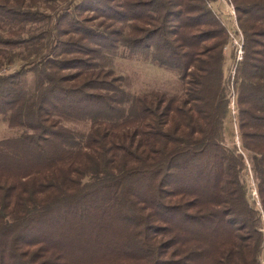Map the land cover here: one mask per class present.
I'll use <instances>...</instances> for the list:
<instances>
[{"label": "trees", "instance_id": "1", "mask_svg": "<svg viewBox=\"0 0 264 264\" xmlns=\"http://www.w3.org/2000/svg\"><path fill=\"white\" fill-rule=\"evenodd\" d=\"M210 1L0 0V68L9 48H46L0 73V114L24 129L0 140V264H261L264 0L232 1L234 114L229 30ZM119 47L176 72L181 94L125 92L97 63ZM226 118L241 151L222 143ZM247 153L260 208L240 179Z\"/></svg>", "mask_w": 264, "mask_h": 264}, {"label": "rangeland", "instance_id": "2", "mask_svg": "<svg viewBox=\"0 0 264 264\" xmlns=\"http://www.w3.org/2000/svg\"><path fill=\"white\" fill-rule=\"evenodd\" d=\"M71 1L75 3L78 0ZM232 1L233 0H211L209 2V6L217 14L221 22L228 28V30L233 31L236 29L240 31ZM1 28L7 30L9 27L2 25ZM26 29L36 30L34 24H28ZM0 32L5 33L6 31L0 30ZM48 37L44 39L46 43L49 42ZM45 52L46 48L39 50L38 46H30L29 48H9V53L2 59L3 64L0 68V73L12 72L21 66L30 69V67L33 66L36 61H38L39 54H45ZM223 54V74L225 79L229 80V88L227 89L228 98L231 100V110L232 112H235V102L233 100L234 90H232L231 81L234 76L237 46L231 42V39L230 43L228 45L226 44L224 47ZM97 63L100 67L110 69L116 75L120 76L123 90L132 96L140 93H146L151 90L164 91L171 95H180L182 92V82L176 72L160 67L150 62L149 59H146L139 54H133L123 47H119L113 53H104L103 56L97 60ZM29 69L24 77L23 88L29 97H33L35 94L34 73ZM60 121L63 125L74 129L80 135H85L90 126L89 120H76L62 117L60 118ZM23 130V128L19 127H10L7 121V114H0V140L3 138L20 135ZM238 133L239 132H237V127L236 124H234L233 119L231 118L230 120L229 118H226L224 120L222 129V143L228 148L235 146L239 151H241ZM247 156L248 162L246 164V168H243L240 171V179L242 180L243 184H245L249 201L253 204L255 199L256 202L254 206H256V208H260L259 201L257 200V194L254 189L256 172L253 169L252 161L255 162V158L252 154L249 155L247 153ZM247 156L244 155V157ZM259 259L261 264H264V249L260 253Z\"/></svg>", "mask_w": 264, "mask_h": 264}, {"label": "built area", "instance_id": "3", "mask_svg": "<svg viewBox=\"0 0 264 264\" xmlns=\"http://www.w3.org/2000/svg\"><path fill=\"white\" fill-rule=\"evenodd\" d=\"M229 34H230L229 36H230L231 42H233L237 46V57H236V62H235V66H234V73H235L236 63H237V61L241 60L242 55H243V48H242L243 38H242L241 32L239 30H236V29H234L233 31L229 30ZM231 45H232V43H231ZM232 113L234 114V112H232Z\"/></svg>", "mask_w": 264, "mask_h": 264}]
</instances>
